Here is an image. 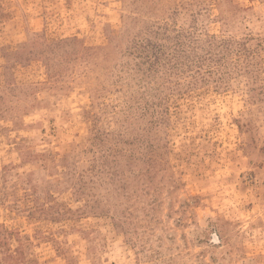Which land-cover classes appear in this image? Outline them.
I'll return each mask as SVG.
<instances>
[{
	"label": "rangeland",
	"instance_id": "obj_1",
	"mask_svg": "<svg viewBox=\"0 0 264 264\" xmlns=\"http://www.w3.org/2000/svg\"><path fill=\"white\" fill-rule=\"evenodd\" d=\"M0 264H264V0H0Z\"/></svg>",
	"mask_w": 264,
	"mask_h": 264
}]
</instances>
